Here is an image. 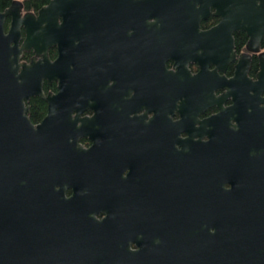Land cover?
<instances>
[{
    "label": "flooded vegetation",
    "instance_id": "af4514ba",
    "mask_svg": "<svg viewBox=\"0 0 264 264\" xmlns=\"http://www.w3.org/2000/svg\"><path fill=\"white\" fill-rule=\"evenodd\" d=\"M17 1L21 16L49 2ZM254 10V35L234 29L227 37L219 34V0L197 27L187 11L165 20L124 0L95 40L88 81L80 86L73 71L68 96L49 106L44 96L59 91L58 80L43 78V95L23 99L34 125L53 109L46 160L63 164L66 152V167L42 180L36 217L61 259L172 264L177 230L196 222L203 229L208 197L219 194L228 215L250 214L253 199H264V11ZM11 21L6 14L5 32ZM25 36L22 25L19 46ZM48 55L58 56L56 46ZM33 57V47L22 49L19 61Z\"/></svg>",
    "mask_w": 264,
    "mask_h": 264
},
{
    "label": "water",
    "instance_id": "95a60500",
    "mask_svg": "<svg viewBox=\"0 0 264 264\" xmlns=\"http://www.w3.org/2000/svg\"><path fill=\"white\" fill-rule=\"evenodd\" d=\"M123 1L49 0L37 15L26 12L21 16L19 12L13 13L14 3L20 6V2L14 0L4 12L0 11V264H81L69 263L54 253L36 222L43 178L60 174L68 161L66 152L63 164L53 165L46 160L49 152L44 149L43 137L53 109H49L41 123L34 125L24 113L27 108L23 99L33 94L43 95V78L58 80L59 91L44 96L49 106L68 96L73 71H77L80 86L81 82L88 81L95 40L109 18L121 14ZM131 1L148 10L144 15L158 14L165 20L172 15L183 17L187 11L192 26L197 27L208 5H217L218 0ZM202 1L207 5L197 6L196 3ZM255 1L219 0L222 15L219 34L230 37L234 29H245L254 35L253 19L258 15L254 8L264 11V4L253 6ZM9 13L12 14L11 27L5 32L3 20ZM22 25L26 36L19 46ZM217 29L218 26L203 33L216 34ZM263 32L264 23L259 30L260 37ZM52 46L58 50L54 60L48 55ZM30 47L40 57H33L30 62L19 61L22 49ZM72 109L74 107L68 112ZM214 189L212 186V195ZM217 196L219 194L206 199L203 229L200 222H196L188 225L184 232L177 230L176 241L181 247L176 245L172 264H264V199H253L250 214L228 215L219 212Z\"/></svg>",
    "mask_w": 264,
    "mask_h": 264
},
{
    "label": "trees",
    "instance_id": "16d2710c",
    "mask_svg": "<svg viewBox=\"0 0 264 264\" xmlns=\"http://www.w3.org/2000/svg\"><path fill=\"white\" fill-rule=\"evenodd\" d=\"M5 0H0V2H4ZM40 1L41 0H33V1H27V6H31L33 3H36V4H40ZM36 114H37V112H33L32 114H31V117L33 118L34 116H36Z\"/></svg>",
    "mask_w": 264,
    "mask_h": 264
}]
</instances>
